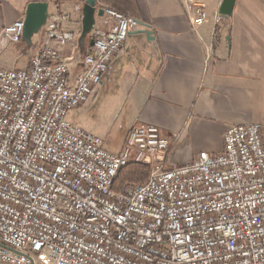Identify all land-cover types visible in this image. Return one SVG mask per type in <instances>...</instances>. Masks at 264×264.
Segmentation results:
<instances>
[{"label": "built area", "instance_id": "built-area-1", "mask_svg": "<svg viewBox=\"0 0 264 264\" xmlns=\"http://www.w3.org/2000/svg\"><path fill=\"white\" fill-rule=\"evenodd\" d=\"M183 2L195 30L207 14ZM63 20L48 16L43 27L61 47L73 39ZM98 23L72 81L71 58L47 46L24 68L0 65V264H264V123L229 126L219 153L175 165L177 137L156 126L134 125L112 153L67 119L140 26L110 8ZM23 26H0V56L23 43ZM130 164L149 175L118 192Z\"/></svg>", "mask_w": 264, "mask_h": 264}, {"label": "crops", "instance_id": "crops-1", "mask_svg": "<svg viewBox=\"0 0 264 264\" xmlns=\"http://www.w3.org/2000/svg\"><path fill=\"white\" fill-rule=\"evenodd\" d=\"M195 1L203 5L207 18L194 30L195 12L187 10L183 0H96V10H118L140 26L115 54L90 102L72 110L103 116L107 135L121 119L125 137L137 124L175 135L167 156L175 165L190 162L200 152L219 153L229 126L264 123V0H235L231 16L219 24L215 15L223 0ZM32 2L48 3V16L65 17L61 29L73 39L61 47L47 40L42 28L31 48L21 43L0 56V65L17 69L18 60L26 58V67L29 54L47 46L71 58L72 81L91 47L93 30L102 27L99 16L80 43L85 0H0V26L24 19Z\"/></svg>", "mask_w": 264, "mask_h": 264}, {"label": "water", "instance_id": "water-1", "mask_svg": "<svg viewBox=\"0 0 264 264\" xmlns=\"http://www.w3.org/2000/svg\"><path fill=\"white\" fill-rule=\"evenodd\" d=\"M235 0H223L219 13L228 18L231 16L234 8ZM49 5L46 2H32L26 6L24 19H23V33L22 41L29 49L32 46V40L40 30L45 26L48 19ZM102 10H96V0H85V4L82 9V33L80 36V43L86 39L91 33L94 25L96 16H101ZM139 24V23H138ZM144 27H147L143 25ZM141 34H145L147 37L152 35V32L141 30ZM93 45V40L90 41V46Z\"/></svg>", "mask_w": 264, "mask_h": 264}, {"label": "rangeland", "instance_id": "rangeland-1", "mask_svg": "<svg viewBox=\"0 0 264 264\" xmlns=\"http://www.w3.org/2000/svg\"><path fill=\"white\" fill-rule=\"evenodd\" d=\"M17 52L19 53L20 50ZM31 54H29V56ZM27 60H28V58H27ZM17 63H18L17 69L23 68L25 63H26V58L19 59ZM68 119L70 121H73L74 123L78 124L79 126L88 129L89 131H91L95 135H97L100 138H102L103 140H105L104 148L107 151L116 152L120 149V147L122 148L123 142L125 140V135L123 133L124 127H123L122 122H121L122 119L116 121V123L113 125V127L110 126L111 128H110L109 135H107V133H106L107 132L106 130L108 129V125H107L108 122H106L103 119V116L97 117L96 115H93L90 111H72L69 114ZM176 141H175V143H176ZM172 146L170 147L168 154H169ZM149 172H150V168L148 167V175H149ZM118 178H119V175H118ZM115 188H116V185H115Z\"/></svg>", "mask_w": 264, "mask_h": 264}, {"label": "trees", "instance_id": "trees-1", "mask_svg": "<svg viewBox=\"0 0 264 264\" xmlns=\"http://www.w3.org/2000/svg\"><path fill=\"white\" fill-rule=\"evenodd\" d=\"M121 13L120 11L116 10ZM148 176V167L140 164H130L119 173V178L115 180L114 189L124 192L128 186L143 183Z\"/></svg>", "mask_w": 264, "mask_h": 264}]
</instances>
